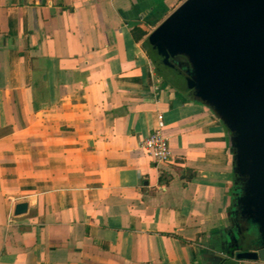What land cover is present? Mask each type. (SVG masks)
I'll return each mask as SVG.
<instances>
[{
  "label": "crops",
  "instance_id": "obj_1",
  "mask_svg": "<svg viewBox=\"0 0 264 264\" xmlns=\"http://www.w3.org/2000/svg\"><path fill=\"white\" fill-rule=\"evenodd\" d=\"M182 1L0 0V264H264L226 251V129L144 45Z\"/></svg>",
  "mask_w": 264,
  "mask_h": 264
},
{
  "label": "water",
  "instance_id": "obj_2",
  "mask_svg": "<svg viewBox=\"0 0 264 264\" xmlns=\"http://www.w3.org/2000/svg\"><path fill=\"white\" fill-rule=\"evenodd\" d=\"M145 42L161 79L226 129L239 184L226 251L264 261V0H183Z\"/></svg>",
  "mask_w": 264,
  "mask_h": 264
},
{
  "label": "built area",
  "instance_id": "obj_3",
  "mask_svg": "<svg viewBox=\"0 0 264 264\" xmlns=\"http://www.w3.org/2000/svg\"><path fill=\"white\" fill-rule=\"evenodd\" d=\"M164 128L163 117L158 114L156 126L140 142V148L156 163H165L172 157L169 138L165 135Z\"/></svg>",
  "mask_w": 264,
  "mask_h": 264
},
{
  "label": "trees",
  "instance_id": "obj_4",
  "mask_svg": "<svg viewBox=\"0 0 264 264\" xmlns=\"http://www.w3.org/2000/svg\"><path fill=\"white\" fill-rule=\"evenodd\" d=\"M144 45H145V48H146V50H147V52H148V46H147V44L145 43ZM155 72H156V70H155ZM156 74L158 75L157 72H156ZM158 76H159V75H158ZM159 77H160V76H159ZM160 78H161V77H160ZM189 98H190V97H189ZM237 186H239V184H236L235 181H234V182H233V186H232V194L235 192Z\"/></svg>",
  "mask_w": 264,
  "mask_h": 264
}]
</instances>
